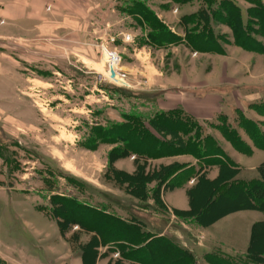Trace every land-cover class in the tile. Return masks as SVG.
I'll list each match as a JSON object with an SVG mask.
<instances>
[{"label": "rangeland", "instance_id": "374dc122", "mask_svg": "<svg viewBox=\"0 0 264 264\" xmlns=\"http://www.w3.org/2000/svg\"><path fill=\"white\" fill-rule=\"evenodd\" d=\"M137 1L146 3L181 40L168 46L150 44L151 28L130 12L134 0H0L1 240L13 250L24 251L26 264H55L54 254L44 249L49 245L65 251L66 242L55 220L36 206L81 221L65 223L70 256L82 253L95 237L88 230L95 221L92 214L73 209L69 200L94 212L99 208L128 220L136 218L153 232L171 223L155 192L156 181L149 185V198L143 201L128 193L124 176L114 174L134 175L142 161L132 155L110 164L109 153L118 144L93 147L92 131L96 125L123 122L124 114L154 113L161 88L180 84L186 74L193 78L206 68L216 71L222 67L221 57L230 60L225 65L230 80L221 89L225 104L220 114L206 122L191 117L199 123L202 135L212 136L222 148L230 143L223 134L226 130L230 135L229 128L257 147L247 119L264 129V49L239 46L226 21L213 18L212 30L219 38L214 48L222 52L192 50L186 33L193 25L185 27L181 19L206 6L204 0L189 4ZM232 1L246 23L254 0ZM252 28L261 29L257 24ZM125 35L132 39L125 40ZM256 38L264 44L261 36ZM104 47L121 54L119 69L125 83H110ZM155 161L148 162V172L179 163ZM206 166L205 161H196L197 170ZM25 221L45 236H32ZM13 228L17 231L14 242L10 241ZM173 229L180 230L175 224ZM0 250L15 256L5 246ZM99 252L110 264L121 259L108 246H100Z\"/></svg>", "mask_w": 264, "mask_h": 264}, {"label": "trees", "instance_id": "16d2710c", "mask_svg": "<svg viewBox=\"0 0 264 264\" xmlns=\"http://www.w3.org/2000/svg\"><path fill=\"white\" fill-rule=\"evenodd\" d=\"M175 4H189L196 0H170ZM218 1V3H217ZM206 6L201 7L196 13L181 19L182 25H193L187 29L186 42L190 49L199 52H222L220 48H214L219 38L212 30V19L222 18L232 29L238 45L251 51H262L264 44L256 36L264 39V4L254 0V7L249 9V19L245 23L240 7L232 0H204ZM132 14L140 17L142 22L151 28L148 39L150 44L156 46L172 45L181 40L179 35L158 18L146 3L134 0L130 8ZM257 24L261 29L254 30ZM264 115V110H263ZM123 122L111 123L109 126L96 125L93 134V147L101 143L118 144L109 153V162L112 164L118 159L136 156V161H142L134 175H127L114 171L115 175L124 176L129 184L128 193L137 199L148 200V187L154 181L157 182L155 192L160 194L164 186L174 188L182 185L192 177L199 175L203 167L197 170L195 165L175 163L171 166H161L160 169L148 172V162L165 157L178 155H192L199 161H205L207 166L220 165L222 168L235 164L231 161L223 148L210 135L203 136L199 123L181 109L171 111L157 110L150 115L139 113L124 114ZM198 123V124H197ZM247 124L253 129L250 137L256 142L257 147L264 149V129L254 120H248ZM194 132V128H196ZM223 132L225 138L232 146L244 153H250L252 147L237 133L229 128ZM262 178L240 186L245 192L249 205L255 209L264 210V163L260 167ZM124 182V183H125ZM160 197V196H159ZM160 200V198H159ZM161 201V200H160ZM76 211H86V214L94 216L95 223L88 229L95 233V237L83 246L82 254L84 264H95L99 256L100 246H110L111 251H118L121 259L115 264H197L195 254L181 246L169 236H159L145 231L142 223L136 218L122 219L112 212L96 208L94 212L88 206L69 200ZM73 216L76 212H72ZM61 232L68 231L65 223L82 224L80 220H69L64 212H52ZM180 217H187L186 213L177 212ZM93 221V222H94ZM254 247L251 248L246 258L232 260L224 256H208L212 264H264V256L258 254Z\"/></svg>", "mask_w": 264, "mask_h": 264}, {"label": "crops", "instance_id": "0c3cea01", "mask_svg": "<svg viewBox=\"0 0 264 264\" xmlns=\"http://www.w3.org/2000/svg\"><path fill=\"white\" fill-rule=\"evenodd\" d=\"M0 13H3V10L0 9ZM2 31L0 29V32ZM220 59H222L221 62L223 61L222 67L217 68L216 71H209L206 68L204 71H200L203 74L198 72L197 76L195 73L193 78L186 74L185 79H181L180 84L176 86L172 84L162 87L156 100L157 110L166 112L182 108L188 115L204 122L212 120L220 114L225 104L221 89L230 80V69L225 65L229 66L231 63L228 58L221 57ZM251 149L252 151L247 154L235 149L231 143H224L223 150L235 164L234 166L229 165L224 168L217 164L206 166L199 175L192 177L180 186L174 188L164 186L160 193V199L171 223L160 228L157 232L150 230L148 225L143 222L142 228L159 236L173 237L178 244L195 254L197 264H212L208 260V256L212 255L224 256L232 260L246 258L252 247L258 254L264 256V210L252 208L245 192L240 187L262 178L260 167L264 163V156H262L264 149L258 147ZM122 161H127V159ZM196 161L197 159L192 155H178L158 159L155 162L160 164L179 162L196 165ZM201 188L204 189V192L200 193ZM36 209L55 220L60 235L66 242L64 253L58 252V249L50 245L44 248L54 254L55 264H84L82 253L70 256L68 234L61 232L58 220L53 217L52 212L38 206ZM177 212L189 215L180 217ZM144 213L148 212H142L141 215ZM127 214L131 215L129 212H126ZM174 224L178 225L180 230H170ZM25 226L32 236H45L42 231L35 229L27 221H25ZM10 233L12 234L10 241L14 242L17 235L16 229L13 228ZM1 235L0 221V248L5 246L6 251L15 252V256L11 257L5 251L0 250V264H26L22 260L26 253L19 249H11L9 245H6L7 243L2 242ZM101 255L99 252L95 264H110L111 261L101 258ZM124 264L129 263L124 262Z\"/></svg>", "mask_w": 264, "mask_h": 264}, {"label": "built area", "instance_id": "2783aa9c", "mask_svg": "<svg viewBox=\"0 0 264 264\" xmlns=\"http://www.w3.org/2000/svg\"><path fill=\"white\" fill-rule=\"evenodd\" d=\"M131 35H125V40H131ZM105 53L108 54L107 59H105L106 68H107V76L110 81V83H125V75L121 72V70H118L120 67V64L122 62V56L117 51H110L106 47H104ZM114 257L119 258L120 254L119 252H116L114 254Z\"/></svg>", "mask_w": 264, "mask_h": 264}, {"label": "bare ground", "instance_id": "6f19581e", "mask_svg": "<svg viewBox=\"0 0 264 264\" xmlns=\"http://www.w3.org/2000/svg\"><path fill=\"white\" fill-rule=\"evenodd\" d=\"M107 56H108V54L106 53V54H105V59H107ZM118 70H120V69L118 68Z\"/></svg>", "mask_w": 264, "mask_h": 264}]
</instances>
